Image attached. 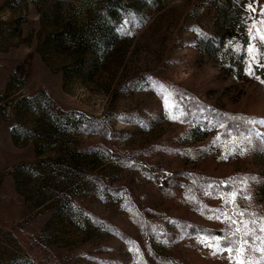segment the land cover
Here are the masks:
<instances>
[{"label": "rangeland", "instance_id": "rangeland-1", "mask_svg": "<svg viewBox=\"0 0 264 264\" xmlns=\"http://www.w3.org/2000/svg\"><path fill=\"white\" fill-rule=\"evenodd\" d=\"M247 2L221 43L226 0H0V264H229L215 210L264 216Z\"/></svg>", "mask_w": 264, "mask_h": 264}, {"label": "snow or ice", "instance_id": "snow-or-ice-1", "mask_svg": "<svg viewBox=\"0 0 264 264\" xmlns=\"http://www.w3.org/2000/svg\"><path fill=\"white\" fill-rule=\"evenodd\" d=\"M253 2L254 0H248L245 5L246 11L264 17V8L257 12V9L253 7ZM252 19V25L248 28L250 40L245 47L249 56L245 71L249 75H254V67L264 68V63L261 62L264 60V19ZM251 40H256L257 43L253 44ZM165 102H168V97H165ZM260 123H264V121H260ZM250 136L251 132L246 139H250ZM238 196L239 193L234 190L231 193H226L221 199L238 208L236 204ZM243 198L249 199L250 197ZM215 211L218 215L214 218L221 219L223 217L222 222L228 225V229L222 236L203 237L200 239V243L211 249L213 255L227 253L229 264H264V216L251 213L249 219H237V217H244L246 213L233 211L229 214L220 209ZM254 253H258V255H254Z\"/></svg>", "mask_w": 264, "mask_h": 264}, {"label": "trees", "instance_id": "trees-1", "mask_svg": "<svg viewBox=\"0 0 264 264\" xmlns=\"http://www.w3.org/2000/svg\"><path fill=\"white\" fill-rule=\"evenodd\" d=\"M220 14H221L219 17L220 28L216 38L218 42L222 43L228 36L229 29L235 27V21L237 18V9L235 8V5L231 3V0H226V5L222 8ZM261 69H259V73L261 72Z\"/></svg>", "mask_w": 264, "mask_h": 264}]
</instances>
